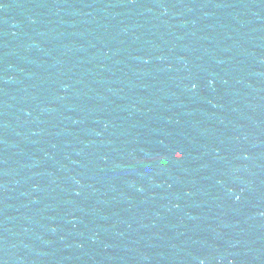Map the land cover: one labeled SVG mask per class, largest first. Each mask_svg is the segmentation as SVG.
Instances as JSON below:
<instances>
[{
	"label": "water",
	"instance_id": "obj_1",
	"mask_svg": "<svg viewBox=\"0 0 264 264\" xmlns=\"http://www.w3.org/2000/svg\"><path fill=\"white\" fill-rule=\"evenodd\" d=\"M0 264H264V0H0Z\"/></svg>",
	"mask_w": 264,
	"mask_h": 264
}]
</instances>
